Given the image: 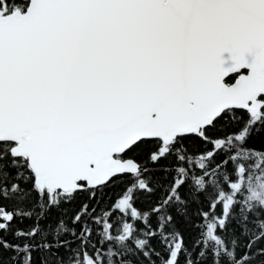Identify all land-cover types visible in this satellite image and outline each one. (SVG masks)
<instances>
[{
	"label": "snow or ice",
	"instance_id": "snow-or-ice-1",
	"mask_svg": "<svg viewBox=\"0 0 264 264\" xmlns=\"http://www.w3.org/2000/svg\"><path fill=\"white\" fill-rule=\"evenodd\" d=\"M261 133L264 0H0V264H264Z\"/></svg>",
	"mask_w": 264,
	"mask_h": 264
},
{
	"label": "trees",
	"instance_id": "trees-1",
	"mask_svg": "<svg viewBox=\"0 0 264 264\" xmlns=\"http://www.w3.org/2000/svg\"><path fill=\"white\" fill-rule=\"evenodd\" d=\"M228 131H231V129H228ZM249 144L255 148H260L262 144H264V133H261L258 136H254L251 140H249ZM130 186L128 184V177L125 176L123 179L117 178L113 181L111 185H109L107 188L103 190L102 195L100 193L97 194V199L99 200V207L104 208L106 211H108L110 214H113V220L117 219L122 215V213L115 210L114 207H106V205H113L115 201H117L119 198H121V194L126 190V187ZM82 200H87V194L82 193L80 196L77 197V201L73 204L68 206L70 209V215H71V209L72 208H79V202ZM95 203V201L93 202ZM143 207L142 204H140L139 201H137V208ZM31 221L25 220L24 223L17 222L16 226L20 228L26 227L28 224H30ZM194 235V233H193ZM8 239H11V236L8 237ZM185 243L190 247L191 246V238L186 235L185 237ZM9 256L8 252L2 253V258L4 261H7V258ZM184 257H180V264H183Z\"/></svg>",
	"mask_w": 264,
	"mask_h": 264
}]
</instances>
